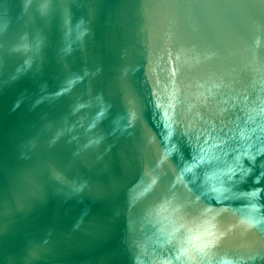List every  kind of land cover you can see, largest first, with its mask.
<instances>
[{"label": "water", "instance_id": "1", "mask_svg": "<svg viewBox=\"0 0 264 264\" xmlns=\"http://www.w3.org/2000/svg\"><path fill=\"white\" fill-rule=\"evenodd\" d=\"M0 264H264V0H0Z\"/></svg>", "mask_w": 264, "mask_h": 264}, {"label": "clouds", "instance_id": "2", "mask_svg": "<svg viewBox=\"0 0 264 264\" xmlns=\"http://www.w3.org/2000/svg\"><path fill=\"white\" fill-rule=\"evenodd\" d=\"M214 230L215 225L211 221H208L206 222V225L203 230L196 236H194L193 239L196 241H200L202 247H211L214 244V240L212 239L215 232ZM204 237H207L208 239L205 240Z\"/></svg>", "mask_w": 264, "mask_h": 264}]
</instances>
